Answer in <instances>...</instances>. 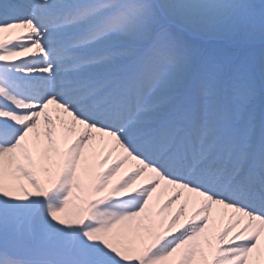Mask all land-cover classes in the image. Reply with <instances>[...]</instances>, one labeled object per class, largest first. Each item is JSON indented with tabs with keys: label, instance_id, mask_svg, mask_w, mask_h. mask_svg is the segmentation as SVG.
<instances>
[{
	"label": "snow or ice",
	"instance_id": "1",
	"mask_svg": "<svg viewBox=\"0 0 264 264\" xmlns=\"http://www.w3.org/2000/svg\"><path fill=\"white\" fill-rule=\"evenodd\" d=\"M26 21L0 59V264H264V0H0ZM50 98L226 206L162 213L174 193Z\"/></svg>",
	"mask_w": 264,
	"mask_h": 264
},
{
	"label": "bare ground",
	"instance_id": "2",
	"mask_svg": "<svg viewBox=\"0 0 264 264\" xmlns=\"http://www.w3.org/2000/svg\"><path fill=\"white\" fill-rule=\"evenodd\" d=\"M41 2H42V0L35 1V3H41ZM21 27L22 28L19 32L24 31L25 29H29L32 26L30 24H28L27 22H24ZM9 29H10V25L5 26V27H0V43H2V38L9 31ZM31 35L34 36L35 32H32ZM23 39L25 41H27L30 39V37L25 36ZM28 46L32 47V44H29ZM0 91H3V90L0 89ZM46 104H52L55 106V108L58 111H62L65 118L68 119L72 125L81 126L83 129V134L85 136L91 137V138H99L103 142H104V139L110 140V143H111L110 145L104 143V147L106 149H108L110 152H113V150L116 151V149L118 152H120L119 148L121 149V147H126V145H124L122 140L120 139L118 133H116L114 131V134H113L107 130V129H111V128L103 127L100 124H96V125H98L97 128L90 126L91 123H89L86 120L81 119L80 117H77L75 115V113L70 114L68 112V110H71V109H69L64 104H62L58 101H55L52 98H50L49 101H46ZM50 107H52V106H50ZM19 119H25V118L20 117ZM44 120H45L46 124H48V125L52 124V120H51L50 116H48L47 114H45ZM123 158L126 161H132L133 159H135L131 155V153H128V152L123 154ZM138 164H139V166L136 169L137 172L140 175H144L145 174V173L143 174V171H145L144 165L141 162H139ZM151 181L154 182L156 185L163 186L168 191L174 193L173 198L164 204V206L161 210L162 213H168L171 210L172 206L177 201H181V198H183V200L179 204V208H178L177 213H176L177 217L183 215V213L187 207H189V210H191V207H192L191 205H195V204L200 205V208L198 209V211L196 213L197 215H200L201 213L206 212L208 209H210L216 205L226 206L224 201L219 200L218 198H214L208 192L202 191L201 189L192 187L189 184H185L181 181L173 180L169 177L164 176L159 171V169H158V172L153 173V178ZM168 194H170V193L164 192L161 194V198H160V201L157 203V207H159V203H162L163 199L166 198ZM134 200H136L138 202V197L134 198ZM227 207H231V206H227ZM114 210H116V209H111V208L105 209V211H114Z\"/></svg>",
	"mask_w": 264,
	"mask_h": 264
}]
</instances>
